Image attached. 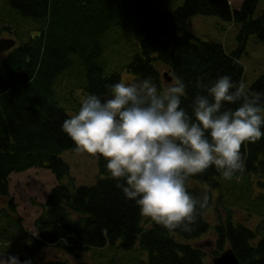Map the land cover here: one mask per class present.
<instances>
[{
	"label": "trees",
	"instance_id": "1",
	"mask_svg": "<svg viewBox=\"0 0 264 264\" xmlns=\"http://www.w3.org/2000/svg\"><path fill=\"white\" fill-rule=\"evenodd\" d=\"M257 1L232 4L229 0H183L175 8L162 11L150 0H6L17 13L38 25L35 33L20 40L0 61V198L8 195L9 174L30 167L48 168L55 183L34 219V233L22 229L12 199L7 196V208L3 205L0 210L14 219L19 229L14 235L2 228L0 253L23 252L28 255L24 260L37 264L33 256L47 245L79 255L107 244L123 250L138 244L147 251V264H211L207 253L192 241L210 228L205 210L213 202V188L223 184L222 173L213 166L187 179V191L194 198L208 196L203 209L197 206L191 231H168L142 217L135 201L127 199L110 177L102 156H96V181L76 184L60 153L76 147L62 125L78 113L81 100H74L73 114H69L59 104L55 82L58 77L70 76L67 71L78 64L82 98L108 92V85L120 81V73L105 70L103 39L110 29L120 27L137 36V50L123 65L132 74V81L149 79L159 92L163 77L158 67H165L171 81L179 78L185 83L181 107L191 114L194 98L207 95L206 88L196 86L198 79L210 87L227 75L234 84H240L243 67L238 58L245 40L252 35L264 42V9L252 17ZM195 13L238 22L237 48L226 52L220 43L202 40L186 30V18ZM72 92L65 100L72 99ZM245 92L249 96L253 92L264 94V73ZM238 106L225 104L224 109ZM241 155L243 168L234 173V180L243 177L247 187L249 178L255 175L259 186H264V136L256 143H244ZM221 195L220 191L216 200ZM263 218L262 214L255 226H248L235 221L230 209L223 217L218 215L212 225L211 255L230 246L240 264H264V233L258 236L256 229ZM47 264L67 263L59 259Z\"/></svg>",
	"mask_w": 264,
	"mask_h": 264
},
{
	"label": "clouds",
	"instance_id": "2",
	"mask_svg": "<svg viewBox=\"0 0 264 264\" xmlns=\"http://www.w3.org/2000/svg\"><path fill=\"white\" fill-rule=\"evenodd\" d=\"M207 95H197L189 114L181 107L185 83L176 78L159 91L149 80L108 85L109 95L82 98L77 114L66 119L62 131L75 151L102 156L110 177L117 181L140 215L168 231H191L197 206L208 202L194 198L186 188L190 176L215 167L231 179L242 170L241 146L264 136V94L245 92L230 76H220ZM225 104H238L224 109ZM0 264H20L17 257H0ZM23 264H31L25 260Z\"/></svg>",
	"mask_w": 264,
	"mask_h": 264
},
{
	"label": "rangeland",
	"instance_id": "3",
	"mask_svg": "<svg viewBox=\"0 0 264 264\" xmlns=\"http://www.w3.org/2000/svg\"><path fill=\"white\" fill-rule=\"evenodd\" d=\"M160 10L166 11L180 5L183 0H150ZM232 4L239 0H229ZM264 9V0H258L253 11L252 17L260 15ZM38 24L30 17H25L11 8L6 0H0V36L14 37L16 44L22 40L25 41L28 35L35 33L34 28ZM240 24L233 20H223L212 14L195 13L188 16L185 20V29L192 32L196 37L202 40H212L220 43L226 52L235 50L238 45L237 34ZM124 31L120 27H114L108 31L103 39V53L106 59V71L117 70L120 73V81L133 82L132 74L127 72L124 64L129 57L137 50L134 40L137 36L133 32ZM6 52L0 53V61ZM243 67V74L240 84L247 87L260 75L264 73V42L249 35L245 40L244 49L240 52L238 58ZM162 73L167 69L159 66ZM79 66L75 64L70 67V76L64 75L58 77L55 82L56 93L59 97V104L65 106L69 114H73L75 108L74 100H82V89L80 82L82 77L77 74ZM163 77V76H162ZM69 79V80H68ZM119 81V82H120ZM173 81H166L162 78V90L172 86ZM161 90V91H162ZM72 92V99L65 100ZM60 156L68 164L69 172L74 177L76 184H92L98 177L97 159L88 154H80L74 150L64 149ZM251 175V174H250ZM243 177H237L234 181L235 188H231V181L223 178V184L220 188H213V202L205 210V218L210 223L207 232L195 238L192 242L195 246L203 249L207 253V259L211 260V249L213 247L214 233L212 225L216 222L217 216L223 217L227 209L235 221L243 222L248 226H255L264 215V186H259L255 175L249 178L248 186H244ZM225 180V181H224ZM55 183L51 171L44 166L30 167L19 172H12L8 176V195L11 197L14 210L20 219L23 230L34 233V219L41 211V204ZM221 189V190H220ZM221 191L222 195L216 200V195ZM263 195V196H261ZM7 196L0 198L1 206L7 208ZM14 219L5 215L0 210V231L2 228L7 230V234H17L19 226ZM258 236L264 233V218L256 228ZM1 238V235H0ZM23 257L28 255L20 253ZM37 264H47L51 260H64L67 264H147V251L140 248L138 244L132 249L123 250L115 245H105L101 248L90 250L79 255H70L62 249L47 245L33 256Z\"/></svg>",
	"mask_w": 264,
	"mask_h": 264
},
{
	"label": "water",
	"instance_id": "4",
	"mask_svg": "<svg viewBox=\"0 0 264 264\" xmlns=\"http://www.w3.org/2000/svg\"><path fill=\"white\" fill-rule=\"evenodd\" d=\"M15 43V40L11 37H0V52L9 49L12 47ZM163 76L166 81L171 79L170 74L167 73V71L163 72ZM109 95V91L106 93H103L99 95V97L103 98ZM7 256H13L17 257L20 261V264H23L24 257L19 254H5L0 253V257H7ZM211 263L212 264H240L239 260L234 254V251L230 246L224 247L217 255L211 256Z\"/></svg>",
	"mask_w": 264,
	"mask_h": 264
},
{
	"label": "flooded vegetation",
	"instance_id": "5",
	"mask_svg": "<svg viewBox=\"0 0 264 264\" xmlns=\"http://www.w3.org/2000/svg\"><path fill=\"white\" fill-rule=\"evenodd\" d=\"M9 50V49H8Z\"/></svg>",
	"mask_w": 264,
	"mask_h": 264
}]
</instances>
